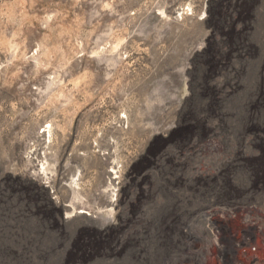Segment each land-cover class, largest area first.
I'll use <instances>...</instances> for the list:
<instances>
[{
    "label": "rangeland",
    "instance_id": "374dc122",
    "mask_svg": "<svg viewBox=\"0 0 264 264\" xmlns=\"http://www.w3.org/2000/svg\"><path fill=\"white\" fill-rule=\"evenodd\" d=\"M249 163L264 0H0V264H216L209 184Z\"/></svg>",
    "mask_w": 264,
    "mask_h": 264
},
{
    "label": "built area",
    "instance_id": "2783aa9c",
    "mask_svg": "<svg viewBox=\"0 0 264 264\" xmlns=\"http://www.w3.org/2000/svg\"><path fill=\"white\" fill-rule=\"evenodd\" d=\"M222 174L209 184V204L200 215L214 250L210 256L216 264L264 261V168L249 163ZM192 241L188 246L195 250Z\"/></svg>",
    "mask_w": 264,
    "mask_h": 264
},
{
    "label": "bare ground",
    "instance_id": "6f19581e",
    "mask_svg": "<svg viewBox=\"0 0 264 264\" xmlns=\"http://www.w3.org/2000/svg\"><path fill=\"white\" fill-rule=\"evenodd\" d=\"M77 178H75V179H73V182L75 183V184H78V182H77Z\"/></svg>",
    "mask_w": 264,
    "mask_h": 264
}]
</instances>
